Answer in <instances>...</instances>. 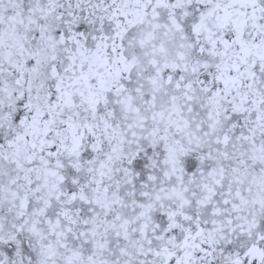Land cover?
Returning a JSON list of instances; mask_svg holds the SVG:
<instances>
[{
  "label": "snow or ice",
  "instance_id": "6c2138e0",
  "mask_svg": "<svg viewBox=\"0 0 264 264\" xmlns=\"http://www.w3.org/2000/svg\"><path fill=\"white\" fill-rule=\"evenodd\" d=\"M0 264H264V0H0Z\"/></svg>",
  "mask_w": 264,
  "mask_h": 264
}]
</instances>
